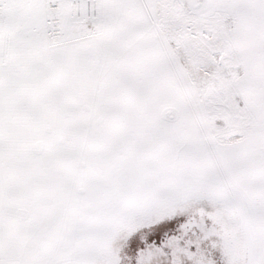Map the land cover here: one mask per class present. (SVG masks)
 Segmentation results:
<instances>
[{
  "label": "snow or ice",
  "instance_id": "snow-or-ice-1",
  "mask_svg": "<svg viewBox=\"0 0 264 264\" xmlns=\"http://www.w3.org/2000/svg\"><path fill=\"white\" fill-rule=\"evenodd\" d=\"M0 264H264V0H0Z\"/></svg>",
  "mask_w": 264,
  "mask_h": 264
}]
</instances>
